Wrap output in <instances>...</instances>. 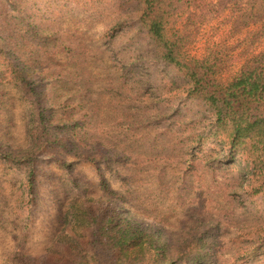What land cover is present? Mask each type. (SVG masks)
<instances>
[{
	"label": "rangeland",
	"instance_id": "obj_1",
	"mask_svg": "<svg viewBox=\"0 0 264 264\" xmlns=\"http://www.w3.org/2000/svg\"><path fill=\"white\" fill-rule=\"evenodd\" d=\"M19 1L0 0V264L46 255L70 230L74 197L94 210L109 200L161 243L183 244L178 264H264L259 155L231 151L190 81L157 56L136 0ZM212 20L195 54L223 34ZM31 152L33 191L15 159Z\"/></svg>",
	"mask_w": 264,
	"mask_h": 264
},
{
	"label": "trees",
	"instance_id": "obj_2",
	"mask_svg": "<svg viewBox=\"0 0 264 264\" xmlns=\"http://www.w3.org/2000/svg\"><path fill=\"white\" fill-rule=\"evenodd\" d=\"M8 2L18 11L19 0ZM136 2L138 23L157 56L190 81L192 94L209 106L231 151H253L264 169V0ZM211 19L226 28L204 54H195V37ZM44 141L67 153L75 152L72 145L56 135ZM34 156L35 152H31L15 158L27 169L31 191L35 188ZM92 161L101 173L99 162ZM102 185L108 196L113 195L106 184ZM102 201L94 210L92 199L74 197L69 232L63 231L44 256L14 252L16 264H178L185 260L183 244L172 247L161 243L156 233L133 223L111 201ZM187 259L192 264L203 263L201 258Z\"/></svg>",
	"mask_w": 264,
	"mask_h": 264
}]
</instances>
